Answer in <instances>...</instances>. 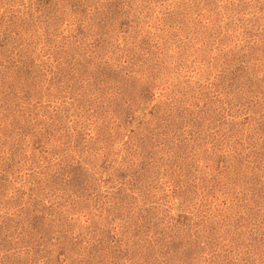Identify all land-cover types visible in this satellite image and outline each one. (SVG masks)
<instances>
[{"label": "rangeland", "instance_id": "rangeland-1", "mask_svg": "<svg viewBox=\"0 0 264 264\" xmlns=\"http://www.w3.org/2000/svg\"><path fill=\"white\" fill-rule=\"evenodd\" d=\"M0 264H264V0H0Z\"/></svg>", "mask_w": 264, "mask_h": 264}]
</instances>
